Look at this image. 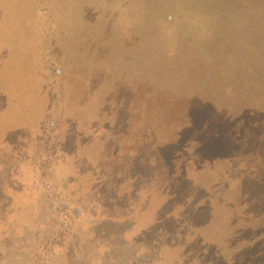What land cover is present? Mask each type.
<instances>
[{
  "label": "rangeland",
  "instance_id": "obj_1",
  "mask_svg": "<svg viewBox=\"0 0 264 264\" xmlns=\"http://www.w3.org/2000/svg\"><path fill=\"white\" fill-rule=\"evenodd\" d=\"M15 1L0 0V21L9 15L8 29L29 31L17 32L16 41L10 31L2 36L0 71L14 54V81L23 76L16 51L22 50L20 56L26 47L30 71L37 68L34 63L44 62L62 93L59 109L43 107L41 117L50 115L39 132L31 134L32 153L25 150L21 164L11 152L0 153V264H135L132 258L138 254L121 247L110 222L106 228H92L95 209L107 213L114 208L116 190L122 206L115 204L114 212L124 214L134 186L124 146L117 147L120 137L114 123L116 114L131 117V106L147 108L151 102L158 117L157 100L168 109L159 117L175 125L187 120L190 106L204 105L217 95V106L239 116L241 138L251 156L224 162L211 178L219 183L241 179L252 165L259 169L256 183L262 186L264 0H96L93 22L103 34L86 64L77 62V78L60 70L59 61L72 70L66 52H75L64 47L69 38L76 39L79 24L92 20L87 0L80 2L79 13L75 0H28L30 21L18 15ZM178 59L175 77L171 67ZM25 78V88L31 90L32 73L25 74L23 82ZM10 97L0 94V113L15 108ZM123 104L128 105L122 109ZM126 123L118 126L124 130ZM115 237L117 242L111 241Z\"/></svg>",
  "mask_w": 264,
  "mask_h": 264
},
{
  "label": "trees",
  "instance_id": "obj_2",
  "mask_svg": "<svg viewBox=\"0 0 264 264\" xmlns=\"http://www.w3.org/2000/svg\"><path fill=\"white\" fill-rule=\"evenodd\" d=\"M81 1L75 0L74 9L78 13ZM95 1L87 0L85 3V7L90 8V12H86L93 15L92 22L91 17L84 20L85 24L77 27L80 29L76 39L69 38L65 43L64 48L75 52V55L66 52L70 56L72 70L65 68L66 62H58L60 70L76 78L80 73L75 66L86 64V56H92L90 49L97 47L103 34L98 31V22H93ZM14 4L19 10L18 15L30 21L26 12L29 1L16 0ZM8 18L9 15L6 22L0 21V46H3L2 36L5 37L6 32L10 31V36H15L16 41L17 32L25 34L26 30L29 31L26 28L19 30L15 26L8 29L7 23L11 22ZM85 29L88 32L84 36L82 32ZM18 51L16 65L24 69L23 76H31L32 73V86L31 90L25 88L27 78L23 82V76L14 81L15 55H10L7 64L9 70L0 71V94L10 97L8 92H12L10 100L15 103V108L4 109L0 113V153L3 150L11 152L15 163L18 161L21 164V156L31 147V134L39 132L41 122L50 115L42 118L43 107L49 105L54 106V111L59 109L62 92L52 84L54 80L49 78L44 62L34 63L37 68L31 72L25 58L28 55L24 52L23 56L22 52L19 56ZM176 63L171 67L175 77L178 74L173 71L176 69L179 72L180 59ZM170 80L175 82L172 78ZM18 94L21 96L16 98ZM146 94L150 96L152 93ZM216 97L214 94L204 105L190 106L184 115L187 120L175 125L159 117L168 109L157 100L156 104L160 105L158 117L154 112L156 105L151 102L147 108L131 106L129 118L115 115L114 123L120 128L116 127L120 137L117 147L124 146V156L128 160L126 167L132 173L128 179L134 186L131 187L130 196H127L128 204L123 207L126 210L124 214L118 216L116 209L114 212L117 204L122 206L118 203L120 196L116 190L112 200L116 205L109 209L108 214L102 207L101 210L95 209L97 215L92 228H106V223L110 222V229L122 242L121 247L130 252L133 249V253L138 254V257L133 255L132 258L135 264H264V182L262 186L256 183L259 182V169L251 165L244 178L230 179L228 182L219 183L211 178V174L219 172L224 162L251 156L250 148L244 147L248 142L241 138L240 128L243 127L237 118L239 116L227 114L231 109L217 106ZM127 105L123 104L120 108ZM181 114L177 111L178 117ZM60 119L63 117H59V123ZM123 120L127 121L124 130L118 126ZM122 134L126 138H122ZM116 149L123 153V150ZM120 170H116L118 177ZM138 176L143 180L139 181ZM137 182H141V186ZM111 241L117 242V238Z\"/></svg>",
  "mask_w": 264,
  "mask_h": 264
}]
</instances>
